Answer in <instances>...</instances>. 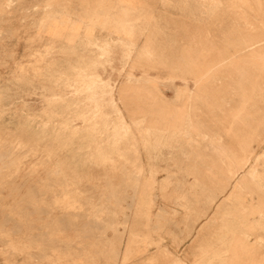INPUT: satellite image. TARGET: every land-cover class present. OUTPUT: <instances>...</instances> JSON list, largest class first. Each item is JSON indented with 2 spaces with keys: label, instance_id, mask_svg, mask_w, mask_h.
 Instances as JSON below:
<instances>
[{
  "label": "rangeland",
  "instance_id": "obj_1",
  "mask_svg": "<svg viewBox=\"0 0 264 264\" xmlns=\"http://www.w3.org/2000/svg\"><path fill=\"white\" fill-rule=\"evenodd\" d=\"M0 264H264V0H0Z\"/></svg>",
  "mask_w": 264,
  "mask_h": 264
},
{
  "label": "bare ground",
  "instance_id": "obj_2",
  "mask_svg": "<svg viewBox=\"0 0 264 264\" xmlns=\"http://www.w3.org/2000/svg\"><path fill=\"white\" fill-rule=\"evenodd\" d=\"M17 1H18V0H17ZM176 1H177V0H176ZM182 1H183V0H182ZM243 1H244V0H243ZM245 1H247V0H245ZM178 2H179V1H178ZM228 2H229V1H228ZM231 2H232V1H231ZM215 3H216V2H215ZM198 5H199V4H198ZM200 5H201V4H200ZM259 5H260V4H259ZM178 6H179V5H178ZM201 6H202V5H201ZM141 8H142V7H141ZM82 10H83V9H82ZM128 10H129V12L127 11V13H128L127 15L130 16L131 9L129 8ZM70 11H71V10H70ZM207 13H208V12H207ZM252 43H253V42H252ZM52 55H53V54H52ZM193 81H194V80H193ZM255 148H256V147H255ZM132 181H133V180H132ZM108 182H109V181H108ZM110 182H111V181H110ZM51 186H52V185H51ZM53 188H54V187H53ZM224 188H225V187H224ZM103 189H104V188H103ZM222 190H223V189H222ZM37 193H38V192H37ZM86 193H87V192H86ZM51 195H52V194H51ZM111 197H112V196H111ZM214 198H215V197H214ZM89 199H90V198H89ZM116 199H117V198H116ZM52 200H53V199H52ZM90 201H91V200H90ZM98 201H99V200H98ZM86 202H87V201H86ZM52 205H53V204H52ZM88 206H89V205H88ZM49 207H50V206H49ZM105 209H106V208H105ZM42 210H43V209H42ZM97 211H98V210H97ZM87 212H88V211H87ZM87 212H86V213H87ZM96 214H97V213H96ZM96 214H95V215H96ZM98 214H99V213H98ZM105 214H106V213H105ZM105 214H104V215H105ZM42 215H43V214H42ZM75 215H76V213H75ZM106 215H107V214H106ZM106 215H105V216H106ZM78 216H79V215H78ZM91 216H93V215H91ZM112 216H113V215H112ZM80 217H81V215H80ZM95 217H96V216H95ZM93 219H94V218H93ZM106 219H107V218H106ZM110 219H111V218H110ZM102 220H103V219H102ZM5 221H6V220H5ZM72 221H73V220H72ZM104 221H105V220H104ZM72 223H73V222H72ZM69 224H71V223H69ZM69 224H68V225H69ZM65 225H66V224H65ZM87 225H88V224H87ZM87 225L85 224V226H87ZM48 226H49V225H48ZM54 228H55V227H54ZM89 228H90V227H89ZM93 229H94V228H93ZM50 230H51V229H50ZM105 230H106V229H105ZM46 233H47V232H46ZM43 234H44V233H43ZM81 238H82V237H81ZM83 238H84V237H83ZM80 242H81V241H80ZM51 246H52V245H51ZM53 248H54V247H53Z\"/></svg>",
  "mask_w": 264,
  "mask_h": 264
}]
</instances>
